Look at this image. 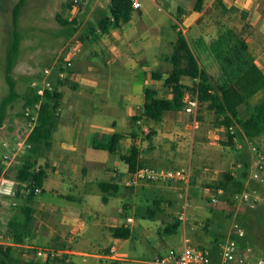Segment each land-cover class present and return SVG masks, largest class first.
<instances>
[{
	"label": "crops",
	"instance_id": "crops-1",
	"mask_svg": "<svg viewBox=\"0 0 264 264\" xmlns=\"http://www.w3.org/2000/svg\"><path fill=\"white\" fill-rule=\"evenodd\" d=\"M85 1L91 4L94 21L104 8L100 0ZM139 1V7L131 8L126 21L111 26L105 33L93 32L88 26L84 38L65 55L72 66L66 83L60 86L58 122L52 131L50 148L43 150L34 164L35 170L44 171L41 181L46 179L53 187L44 198L41 183L38 186L39 192L31 201L34 208L31 234L25 242L15 245L21 249L25 244L50 245L68 249L65 256L69 263L98 264L97 259H101L102 264H108L103 255L121 238L112 236L103 223L114 220L109 226L129 227L126 217L131 216L122 221L112 212L119 211L127 202L134 205L138 197L148 204L145 216L154 217L162 212V185L142 182L127 186L124 180L131 171L122 156L135 149L136 164L164 168L186 164L183 168L189 171L195 164L194 146L211 149L201 157L204 161L222 164L225 159L223 150L215 144L216 139L225 140L226 134L220 133L224 125L213 127L214 130L204 126L206 114L213 111L207 101H198L193 112H187L184 106L165 110L160 120L135 116L141 114L146 87L155 89L156 97H172L164 78L171 69L168 57L177 29L183 32L199 65L216 85H228L247 61L254 62L264 73V0H198V8L197 0ZM66 8L70 14L67 19L80 9L74 4ZM91 18L88 16L85 22H93ZM83 47H87L86 55L82 53ZM75 54L80 57L75 59ZM203 57L204 65L200 61ZM208 68H218V72L211 73ZM154 71L161 72V76H152ZM180 81L187 86L195 84L189 76H182ZM186 93L194 95L188 90ZM241 105L239 115L246 117L240 113ZM5 125L2 121L0 133ZM25 131L24 142L30 130L26 127ZM114 134L120 135L114 151L93 145ZM13 138L11 144L6 139L3 142L11 146L13 153L5 167L0 159V198L16 204L13 196L17 194L2 186L3 178L17 181L4 176L23 143L17 141V136ZM22 161L17 158L16 166ZM203 172L207 173L206 167ZM152 193L158 196H151ZM177 196L184 199L182 208H186L187 193L179 191ZM151 208L155 212L148 215ZM159 217L162 224V215ZM97 229L106 233V239L98 249L103 252L93 253L84 243L91 237L100 238ZM55 263L62 264L57 260L49 262Z\"/></svg>",
	"mask_w": 264,
	"mask_h": 264
},
{
	"label": "rangeland",
	"instance_id": "rangeland-1",
	"mask_svg": "<svg viewBox=\"0 0 264 264\" xmlns=\"http://www.w3.org/2000/svg\"><path fill=\"white\" fill-rule=\"evenodd\" d=\"M17 1L0 0V102L9 91L5 79V52L11 39L13 27L12 9ZM107 3L108 0H100V6H103V8L107 7ZM68 4H74L80 8L77 14L74 15L76 21L73 26H76L77 29L69 35L64 32L65 26L56 19L57 14L65 18L70 15L67 14L66 7ZM88 16H91L93 21L91 4L89 2L86 3L85 0H25L18 18V30L21 35L19 52L12 68L15 90L18 96L7 104L0 121V124L2 121L6 123L3 128L4 132H2L3 135L0 133L1 160L4 154L12 155L13 153L11 146L7 143L3 144L4 141L8 140L10 143V140L15 136H17V141H22L25 137L28 121V116L25 115L26 108L32 113L35 111V103L38 100L33 103L29 102L34 96L33 92L35 93L31 82L42 76L44 67H53L59 61L61 64L64 62L65 55L70 51V47L78 40L84 38V33L88 32L89 23L85 22ZM82 53L84 55L87 54V47H83ZM73 57L76 59L80 55L75 54ZM200 61L203 65L206 64L204 57L200 58ZM208 70L211 73L218 72V68H208ZM37 75L39 77L35 78ZM27 97L28 100H26ZM263 97L264 89L253 95L248 104L241 105V115L247 116L251 105ZM202 109L205 110L206 107L204 106ZM206 115L207 119L205 121L207 124H204L206 128L219 127L213 111ZM220 133L226 134L224 126ZM203 138H205L206 142L208 141L206 135H203ZM239 141L241 146L238 147L228 144L226 140L222 142L216 139L215 144L219 145L225 156L222 164L204 161L201 157L210 152L211 149L206 147L200 149V147L194 146L192 161L195 164H192L190 168V180L188 183L178 181L150 182L162 185V212L160 214L157 213L154 217L145 216L144 210L148 204L141 201L139 197L136 198L134 205H127L128 202L124 205L120 204L121 209L117 212H112V214H116L122 221H125V216L131 215L134 221L128 223L130 235L116 242V255L121 257L122 260L117 261L115 264H145L144 260L151 258L162 246L176 250L180 249L184 245V239H187V242L192 245L210 248L214 243L217 246L220 240L226 239L228 235L233 233L234 223L241 224L244 228L252 256L262 258L264 262V180L257 181L247 175L244 189L250 191L255 189V192H251L249 200L245 202H240L234 197V203L231 205L228 203L227 197L220 199L222 196L215 194L214 190L208 185L220 178L224 171L236 170L237 154L241 153L247 156L251 168L255 167L258 152L264 156V134L252 140H241L239 138ZM206 142L203 143L206 144ZM208 145L211 146V144ZM26 152L27 147L23 140L16 157L9 165L11 172L17 167V158L20 161ZM185 166L186 164L176 163L174 167ZM204 167L207 168V173L203 172ZM216 169H219L217 173ZM52 184L48 183L46 179L41 181L43 187L42 196L44 198L50 194V189L53 187ZM179 191L186 192L188 196L184 218H179L180 211L183 209L182 205L184 204V199L177 196ZM152 195L157 197L158 193H152ZM213 197H216L217 200L213 201ZM13 198L16 199V204H12L11 200L2 196L0 198V231L6 232V222L14 206L23 201L20 196H13ZM124 198L128 200V197L124 196ZM129 200L132 201L131 198ZM57 201L61 202L62 200ZM159 215H162V224ZM113 221L110 220L106 224L104 222V227L108 229V226L114 223ZM174 221L180 222L179 228L174 232H165L166 224ZM97 230H99L100 238L91 237L90 240L87 239V242L84 243V247L93 253L103 252L98 249L102 240L106 239V233L100 229ZM215 233L223 234V237L216 242ZM13 252L19 258V264H22L27 257L23 254L22 249L15 246ZM97 261L99 262L98 264H102L101 259H97Z\"/></svg>",
	"mask_w": 264,
	"mask_h": 264
},
{
	"label": "trees",
	"instance_id": "trees-1",
	"mask_svg": "<svg viewBox=\"0 0 264 264\" xmlns=\"http://www.w3.org/2000/svg\"><path fill=\"white\" fill-rule=\"evenodd\" d=\"M24 3L25 0H18L12 9L13 27L11 39L5 52V79L9 91L0 102V121L7 104L18 96L15 90L12 68L19 52L21 35L18 30V18ZM195 7H199L198 0ZM131 8V0H110L107 8L101 9L97 18L93 22H89L91 31L96 32L98 30L100 33H105L111 26H119L120 23L129 18ZM56 19L65 26L64 32L67 35L72 34L77 29L76 26H73L76 21L75 17L67 19L57 14ZM168 60L171 62V69L164 78V83L171 87L172 97H156L155 89L146 87L144 89L142 111L139 116H135L136 119L143 115L153 120H160L165 110L182 108L184 106V95L188 90L196 94L198 101L208 102V106L214 111L219 124L225 127L229 125L235 126L236 134L241 140H252L264 134V97L251 105L246 117H240L238 110L239 105L248 104L253 95L264 89V73L254 62H245L243 66L239 67L238 74L228 85L218 86L212 81L206 70L199 65L185 35L180 29L176 30V38ZM61 66L60 61L57 62L53 66L54 72ZM151 74L154 77H160L162 73L154 71ZM182 76L197 77L198 80L194 82L193 86H187L180 81ZM50 79L52 81L51 89H46L40 97L33 92L34 96L29 101L33 103L39 100V107L37 109L36 122L25 140L27 152L22 157V164L17 166L13 172L7 170L4 173V176L13 178L22 184L19 193L15 196L22 197L23 201L14 206L11 215L7 219L6 233L14 244L0 245V264H19L20 260L14 254L13 249L15 245L25 242L32 231L34 221V208L31 205L34 197L33 189L40 185L44 176V171L35 170L34 164L43 150H48L51 146L52 131L58 122V108L62 96L60 86L66 83L65 79H59L54 74L51 75ZM26 100H28V97ZM119 137V134H114L107 138L105 142L94 143L93 145L114 151L116 149L115 142ZM227 143L229 144V142ZM135 156V149H132L128 155L122 156V159L128 163L130 171L141 166V164H136ZM236 162L240 163V165L236 167L235 171L226 170L220 178L208 184L214 192L217 188H222L223 193L220 194L222 196L220 199L227 197L230 205L234 203L235 194L244 188V182L249 173V159L247 156L241 153L237 154ZM30 175L31 178L26 183ZM24 188H29V192L25 193L23 191ZM232 198L233 200H231ZM154 212V208H151L148 215H153ZM179 226L180 222L174 221L167 223L164 230L165 232H174ZM108 231L112 236L121 239L130 235V228L124 225L108 226ZM232 236L234 237L235 235L232 234ZM221 237H223V234L215 233V242L219 241ZM245 239H247V234L243 238H239V241L243 243ZM215 246L216 244L213 243L212 247H210L213 252L217 248ZM55 260L61 261L62 264H76L66 262L62 258ZM50 261L29 258L25 259L22 264H49Z\"/></svg>",
	"mask_w": 264,
	"mask_h": 264
},
{
	"label": "built area",
	"instance_id": "built-area-1",
	"mask_svg": "<svg viewBox=\"0 0 264 264\" xmlns=\"http://www.w3.org/2000/svg\"><path fill=\"white\" fill-rule=\"evenodd\" d=\"M132 7H139V0H131ZM72 63L69 58H65L62 66L58 68L55 72L53 67H44L42 70V76L31 82L35 93L40 97L44 94L46 89H51L52 81L50 79L51 75L54 74L59 79H66L70 76V69ZM195 81L198 80L197 77L193 78ZM198 104V98L196 94L186 93L184 95V109L187 112H193ZM34 113L30 112L26 108L25 115L28 116L27 128L32 129L36 122L37 109L39 107V100L35 103ZM226 137L225 140L231 145L241 146L238 135L236 134L235 126L229 125L225 127ZM228 132V134H227ZM230 134V135H229ZM255 149V147L253 146ZM9 154H4L2 158V165L5 167L8 165L10 160ZM257 161L255 162V167L251 168L249 165V177L257 181L264 180V160L263 154L257 153ZM240 163L236 162L235 167H238ZM190 180V171L183 167L176 168H164L156 166H138L133 171L129 172L128 176L124 180L127 186H135L142 182H157V181H178L188 183ZM25 193L29 192V188H24ZM39 192V188L35 187L33 193ZM251 192H255L248 189H242L240 192L235 194V197L240 202H245L249 200ZM216 193L222 194V188H217ZM257 198V196H255ZM216 201V197L212 198ZM185 214V208L180 211L179 217L183 218ZM132 217L127 216L126 222H131ZM233 233L227 236L226 239L219 242L216 250L213 252L207 246H198L189 244L187 239H184V245L176 250L169 247H160L158 251L151 257L144 260L145 264H264L262 258H256L252 256L251 247L248 244L247 239L241 243L239 238H243L245 235V230L241 224L234 223ZM232 234L235 236L233 237ZM14 244L9 235L6 232L0 231V245H10ZM116 245L111 244L108 251L103 255L109 260L108 264L116 263L121 260L115 255ZM23 254L29 258L41 259V260H55L64 259L66 262L68 258L65 254H68V249L54 247L50 245H36V244H25L23 246Z\"/></svg>",
	"mask_w": 264,
	"mask_h": 264
},
{
	"label": "water",
	"instance_id": "water-1",
	"mask_svg": "<svg viewBox=\"0 0 264 264\" xmlns=\"http://www.w3.org/2000/svg\"><path fill=\"white\" fill-rule=\"evenodd\" d=\"M30 178H31V175L28 177L26 183H28ZM2 186L9 187V191L8 192H10L11 194H18L22 184L20 182L13 181V180L8 179V178H3L2 179Z\"/></svg>",
	"mask_w": 264,
	"mask_h": 264
}]
</instances>
